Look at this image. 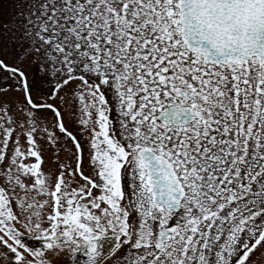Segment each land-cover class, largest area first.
I'll use <instances>...</instances> for the list:
<instances>
[{
  "label": "snow or ice",
  "instance_id": "6c2138e0",
  "mask_svg": "<svg viewBox=\"0 0 264 264\" xmlns=\"http://www.w3.org/2000/svg\"><path fill=\"white\" fill-rule=\"evenodd\" d=\"M0 264H264V0H0Z\"/></svg>",
  "mask_w": 264,
  "mask_h": 264
},
{
  "label": "flooded vegetation",
  "instance_id": "af4514ba",
  "mask_svg": "<svg viewBox=\"0 0 264 264\" xmlns=\"http://www.w3.org/2000/svg\"><path fill=\"white\" fill-rule=\"evenodd\" d=\"M28 243H29V245L30 246H34V247H36V248H39L41 245L36 241V240H34V239H30L29 241H28Z\"/></svg>",
  "mask_w": 264,
  "mask_h": 264
}]
</instances>
